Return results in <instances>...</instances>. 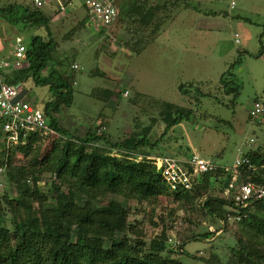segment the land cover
<instances>
[{
  "label": "rangeland",
  "instance_id": "rangeland-1",
  "mask_svg": "<svg viewBox=\"0 0 264 264\" xmlns=\"http://www.w3.org/2000/svg\"><path fill=\"white\" fill-rule=\"evenodd\" d=\"M230 1L234 3L232 9ZM83 2L72 0L64 15H54L49 8L41 10L55 42L49 66L73 77V60L81 62L74 75L75 84H71V104L58 114L60 128L76 139L86 132H104L111 143H119L124 135L134 138L141 133V137L153 142L150 150L147 146L140 149L149 156H176L175 145L180 149L189 146L201 158L222 167H231L242 153L252 149L264 152V122L250 119L247 112L253 100L264 103V0H123L130 3L132 12L118 20L114 32L108 34L82 26ZM13 5L20 11L32 9L29 0H0V9ZM18 14L7 15L10 21L0 16L1 54L10 51L15 37L26 45L31 36L46 35L43 27L15 20ZM153 27L161 31L150 43L147 38ZM81 30L84 34H78ZM75 35L84 47L73 46ZM80 55L84 57L78 58ZM8 74L16 77L18 73ZM21 86L25 91L22 99L38 108L51 100L47 87L36 86L30 78ZM100 89L109 91L110 96L108 92L98 93ZM124 90L126 94L122 96ZM175 110L187 116L164 132ZM144 129L152 133L146 136ZM64 139L62 136L60 141ZM36 147L33 145L16 164L40 170L33 174L34 188L33 177H27L30 190L36 189V195L29 200L33 209L50 208L53 204L48 190L54 176L36 166L42 156ZM123 152L130 156L121 154L123 159L136 154ZM60 192L65 194L66 187L60 185ZM17 195V188L6 181L2 172L0 217L10 232L9 221L15 213L13 199ZM210 195H220L219 189H209L204 197ZM110 201L126 209V224L132 228L130 232L127 229L126 236L141 240L145 249L150 240L164 233L168 257L180 264H203L192 256L212 255L225 263L232 254L230 232L217 236L212 245L198 238L186 239L209 231L208 227L216 228L203 215L198 201L178 203L162 197L137 202L108 194L91 204L105 209ZM83 202L76 199L79 205ZM120 238L115 234V240ZM108 244L104 242L105 247Z\"/></svg>",
  "mask_w": 264,
  "mask_h": 264
},
{
  "label": "trees",
  "instance_id": "trees-1",
  "mask_svg": "<svg viewBox=\"0 0 264 264\" xmlns=\"http://www.w3.org/2000/svg\"><path fill=\"white\" fill-rule=\"evenodd\" d=\"M127 4L123 0L116 1L117 21H122L132 12L130 3ZM21 9L17 5L0 9V16L10 21L7 17L19 12L15 20L29 26L43 27L46 35L29 38L25 45L26 67L17 71L16 77L6 81L21 85L30 78L36 86H46L51 100L43 104L42 112L49 126L66 139L45 141L31 133L24 145L7 148L1 141L0 131V168L6 181L15 186L18 193L13 199L15 213L9 221L11 232L2 224L3 217H0V264H180L168 257L170 251L166 247L164 233L150 240L145 249L141 240L126 236L128 228L129 232L132 231L126 224V209L111 201L105 209L95 208L91 204L108 194L137 202H151L162 197L178 203L192 204L198 201L203 215L216 228L189 235L186 239L210 240L219 231L218 237L230 232L232 254L225 263H220L213 255L209 258L192 256L194 259L203 264H264V248H261L264 245V198L251 201L245 208L232 209L230 194L224 195L230 180L229 173L217 170L202 174L193 180L189 191L169 193L159 173L148 162L123 159L111 154L116 150L148 156L146 151L140 150L146 146L150 150L151 143L145 136L134 144L124 145L120 142L111 143L104 132H86L81 139H76L58 126L61 108L71 104L74 73L73 77L65 76L49 66L55 42L42 11ZM160 31V27H153L147 42L153 40ZM184 116L187 113L175 110L163 131L180 123ZM33 145L38 146V153L42 154L36 166L45 168L54 176L48 190L53 204L50 208L33 209L29 200L36 195V189L30 190L27 177H33L40 170L25 169L16 164ZM244 156L248 164L236 168L237 183H251L264 188V152L256 148ZM32 183L34 188V177ZM60 185L66 187L65 194L60 192ZM215 187L219 189L220 195L204 197L209 189ZM77 198L84 200L82 205L76 203ZM227 213L241 218L236 222H227ZM115 234H120L121 238L115 240ZM105 241H109L106 247ZM213 242H208V245Z\"/></svg>",
  "mask_w": 264,
  "mask_h": 264
},
{
  "label": "built area",
  "instance_id": "built-area-1",
  "mask_svg": "<svg viewBox=\"0 0 264 264\" xmlns=\"http://www.w3.org/2000/svg\"><path fill=\"white\" fill-rule=\"evenodd\" d=\"M117 0H84L83 8L85 18L82 26L88 27L97 33L108 34L118 19ZM33 9L42 10L49 8L54 15H64L71 7L72 0H29ZM234 3L229 2L232 9ZM25 45L19 37L13 39V46L7 54L0 55V131L1 141L5 147L24 145L29 134L35 133L42 140L51 141L61 138L59 133L49 126L48 119L42 109L22 99V88L18 83H9L4 79V74L19 71L26 67ZM76 69V65H71ZM126 93H124L125 95ZM250 119L264 122V104L253 100L248 109ZM116 157L127 156L123 151H112ZM130 155V154H129ZM130 157V156H127ZM135 161H146L159 173L162 182L169 193L189 191L193 180L202 174L214 173L222 170L230 174V180L224 195L230 194L231 208H245L251 201L264 198V188L251 183H237L236 168L248 164L247 158L242 153L231 167L216 165L209 159H204L191 152L184 156H144L133 155ZM3 169L0 168V174ZM241 216L227 213V222L239 221ZM209 228V231H212ZM217 233H220L217 232ZM216 233V234H217Z\"/></svg>",
  "mask_w": 264,
  "mask_h": 264
},
{
  "label": "crops",
  "instance_id": "crops-1",
  "mask_svg": "<svg viewBox=\"0 0 264 264\" xmlns=\"http://www.w3.org/2000/svg\"><path fill=\"white\" fill-rule=\"evenodd\" d=\"M74 12V11H73ZM75 14L73 13V16H74ZM194 27H196V26H194ZM201 27H203L204 29H206V30H210V29H214V26H201ZM216 27H218V26H216ZM114 27L113 28H111V30H110V32H114ZM78 33V32H77ZM76 33V34H77ZM97 33V32H96ZM78 34H84V32L81 30V32L80 33H78ZM101 34V33H100ZM160 34V33H159ZM159 34L153 39V40H151L150 41V43L152 42V41H154L158 36H159ZM78 42H79V40L77 39V36L75 35V37H73V46L74 47H77V48H79V47H84V46H80V44H78ZM84 44V43H83ZM79 54H81V53H79ZM0 55H3V54H1V47H0ZM83 58L84 57V55H80V56H78V58ZM81 62H79V60L77 61H75V60H73V64L74 65H76V69H71L72 71H73V73H74V75H75V73H76V71H77V69L79 68V64H80ZM56 70L58 71L59 69L58 68H56ZM72 71H70V72H72ZM58 73H60V74H63V72H60V71H58ZM10 78V76H9V74L8 73H6V74H4V79H9ZM74 80H75V76H74ZM75 84V82H73V85ZM98 91V93L99 92H103V93H106V95H107V92H108V96H110V92L109 91H107V90H105V89H100V90H97ZM124 93H126V91L124 90L123 91V93H122V96L124 95ZM25 94V91L22 89V94H21V96H23ZM107 100H109V97H107ZM255 100H258V101H260L261 103H263L261 100H259V99H255ZM106 101V100H105ZM31 104V103H30ZM264 104V103H263ZM107 116V115H106ZM108 117V116H107ZM102 118H106L105 116H103L102 115ZM152 120V119H151ZM152 125V124H151ZM179 125V124H178ZM177 125V126H178ZM145 128H148V127H145ZM171 129V128H170ZM107 132H108V128H107ZM106 132V133H107ZM143 132H145L146 133V136H149L152 132H148L146 129H144V131ZM108 134V133H107ZM141 134V133H140ZM140 134H136L135 135V137L133 138V137H131V138H129V135H124V138L123 139H121L119 142L120 143H122V144H124V145H130V144H134V143H136L140 138H142L141 137V135ZM147 138V137H146ZM148 140H149V137L147 138ZM150 143H153V142H150ZM176 147H175V155H180V156H184V155H188L189 153H191V152H194L193 151V149H191L190 150V148H189V146H181V149L177 146V145H175ZM195 153V152H194Z\"/></svg>",
  "mask_w": 264,
  "mask_h": 264
},
{
  "label": "water",
  "instance_id": "water-1",
  "mask_svg": "<svg viewBox=\"0 0 264 264\" xmlns=\"http://www.w3.org/2000/svg\"><path fill=\"white\" fill-rule=\"evenodd\" d=\"M254 168H251L250 170H253ZM220 233H217L216 235H215V237L214 238H212V239H210V240H202L203 242H212L213 240H215L216 239V237L219 235ZM183 245V244H182ZM177 248L179 249L180 248V245H178L177 246Z\"/></svg>",
  "mask_w": 264,
  "mask_h": 264
}]
</instances>
